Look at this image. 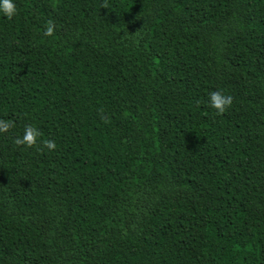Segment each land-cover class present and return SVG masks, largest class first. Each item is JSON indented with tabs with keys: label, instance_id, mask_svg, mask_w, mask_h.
I'll return each instance as SVG.
<instances>
[{
	"label": "trees",
	"instance_id": "obj_1",
	"mask_svg": "<svg viewBox=\"0 0 264 264\" xmlns=\"http://www.w3.org/2000/svg\"><path fill=\"white\" fill-rule=\"evenodd\" d=\"M14 2L0 264H264V0Z\"/></svg>",
	"mask_w": 264,
	"mask_h": 264
},
{
	"label": "clouds",
	"instance_id": "obj_2",
	"mask_svg": "<svg viewBox=\"0 0 264 264\" xmlns=\"http://www.w3.org/2000/svg\"><path fill=\"white\" fill-rule=\"evenodd\" d=\"M107 5H102L106 7ZM18 13L17 6L14 0H0V14H3L7 19L11 20ZM55 24L50 19L46 21L43 35L53 36L55 32ZM233 103V97L226 95L222 90H214L209 93V105L216 110L218 115L224 114ZM15 127V122L11 120L0 119V133L9 132ZM42 132L32 124H27L24 127L23 135L14 138V144L24 146L25 148H35L41 152L43 149L54 151L57 147L56 142L51 139H41Z\"/></svg>",
	"mask_w": 264,
	"mask_h": 264
}]
</instances>
